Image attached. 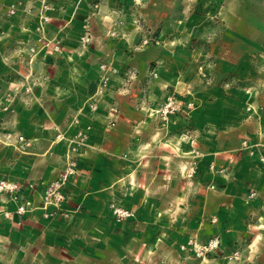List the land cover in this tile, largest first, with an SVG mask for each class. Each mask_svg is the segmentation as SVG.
<instances>
[{"label":"crops","instance_id":"obj_1","mask_svg":"<svg viewBox=\"0 0 264 264\" xmlns=\"http://www.w3.org/2000/svg\"><path fill=\"white\" fill-rule=\"evenodd\" d=\"M140 1L99 2L103 7L97 13L100 23L112 16L120 18L116 23L127 21V29L118 25L114 37L104 26L101 29L106 38L115 39L114 54H127L128 60L113 63L118 73L98 112L76 111L81 126L91 128L89 144L96 150L82 166L91 183L82 195L84 211L91 225H108L110 205L122 204L135 211L137 220L121 224L112 219L113 225L143 222L150 229L214 225L220 219L223 237L218 241L224 254L200 257L180 249L188 239H148L146 247L153 251L158 242L166 246L176 242L175 249L161 246L157 264H264V164L235 153L244 135L264 136V0ZM142 17L149 24L144 35L138 33L136 24ZM150 34L165 42L142 46V37ZM170 41L176 45L170 46ZM63 54L64 59L45 68L64 71L50 82L65 87V94L70 102H78L73 106L79 110L81 97L84 102L97 86V62L82 47L65 49ZM172 70L176 71L173 79L169 76ZM202 70L208 72V85ZM71 71L80 73L73 76ZM71 76L73 83L67 84ZM171 80L183 90L192 89V95L183 96L191 104L182 111L157 109L168 98ZM85 85L93 88L82 94L80 86ZM53 93L55 100L60 98ZM112 105L119 109L117 124L109 133L118 158L109 168L104 154L108 145L105 127L107 115L112 114L107 107ZM71 123L68 128L77 129ZM37 125L33 116V128ZM32 133L33 138L24 143L27 146L40 139L41 132ZM142 158L143 189L132 184L139 180ZM170 165L183 172L171 173ZM107 176L111 179L106 183ZM190 204L193 211H187ZM238 213L247 220L234 225ZM150 259L152 263L146 264H155L152 255Z\"/></svg>","mask_w":264,"mask_h":264},{"label":"rangeland","instance_id":"obj_2","mask_svg":"<svg viewBox=\"0 0 264 264\" xmlns=\"http://www.w3.org/2000/svg\"><path fill=\"white\" fill-rule=\"evenodd\" d=\"M99 2L0 0V264H146L152 263L151 255L155 263L161 246L165 250L177 248L176 242L168 246L158 242L153 251L146 247L148 239L160 241L161 238L188 239L180 249L194 251L200 257L205 253L224 254L221 241H218L223 237V220L220 219H215L214 225H168L165 228L158 225L150 229L143 222L113 225L112 219L121 224L129 219L137 220L135 211L122 204L110 205L112 213L108 225H91L92 219L84 211L82 195L91 183L86 181L89 176L82 166L96 150L89 144L91 128L81 126L82 120L76 111L84 112L88 108L98 112L111 90L114 75L118 73L113 63L124 58L128 60L127 54L115 55L112 51L115 39L105 37L117 35L118 25L127 29V21L123 19L116 23L120 18L112 16L100 23L97 13L103 7ZM110 10L113 12L112 8ZM136 24L138 33L148 32L149 24L144 17ZM103 26L107 34L103 33ZM164 42L161 37L151 34L142 37V46ZM169 44L175 46L176 42ZM76 47L90 51L98 71L97 86L84 102L80 96L79 110L73 106L78 102H70L71 97L65 94V87H55L50 82L52 77H62L64 71L45 68L49 63L64 59L65 49ZM79 73L71 71L73 76ZM175 73V70L170 71V78L173 79ZM205 73L202 70L201 77L208 85V72ZM68 83H73L72 76L67 78ZM80 87L82 94L93 88L91 85ZM168 89L167 100L157 109L170 108L177 112L191 104L183 96L192 95V89L183 90L174 80L169 82ZM53 90L59 99L55 100ZM202 91H205L203 87ZM94 102L96 108L92 105ZM113 108H117L116 113L119 111L116 105L107 107L112 114L107 115L105 127L108 145L104 154L109 168L118 158L109 134L118 119ZM33 116L39 122L34 128ZM71 116H74L72 123ZM70 123L77 125V129L68 128ZM34 131L41 132L40 139L27 146L24 143L33 138ZM245 140L247 144H244ZM235 153L264 164L261 160L264 136L257 135L254 139L249 134L244 135ZM143 158L137 168L141 173L139 180L132 183L135 188H144ZM188 169L185 168V173ZM169 171L182 173L183 168L170 165ZM110 179L107 176L105 182ZM187 211H193L192 204ZM233 218L234 225L247 220L240 213ZM236 233L242 234L241 231ZM198 237H210V240L201 243L196 241Z\"/></svg>","mask_w":264,"mask_h":264},{"label":"built area","instance_id":"obj_3","mask_svg":"<svg viewBox=\"0 0 264 264\" xmlns=\"http://www.w3.org/2000/svg\"><path fill=\"white\" fill-rule=\"evenodd\" d=\"M105 81H106V80H105ZM95 98L97 99V97H95ZM96 102H97V101H96ZM96 102H94V103L92 104L94 108L97 107ZM113 109H114V110H113V111H114L113 114H116L117 108H113ZM244 144H247V140L244 141ZM246 146H247V145H246ZM250 152L253 153L254 150H250ZM261 160L264 162V155L262 156Z\"/></svg>","mask_w":264,"mask_h":264}]
</instances>
